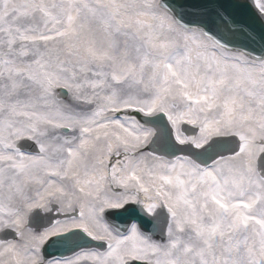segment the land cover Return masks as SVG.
Instances as JSON below:
<instances>
[{"label":"snow or ice","instance_id":"6c2138e0","mask_svg":"<svg viewBox=\"0 0 264 264\" xmlns=\"http://www.w3.org/2000/svg\"><path fill=\"white\" fill-rule=\"evenodd\" d=\"M243 15L264 0H0V264H264Z\"/></svg>","mask_w":264,"mask_h":264},{"label":"water","instance_id":"95a60500","mask_svg":"<svg viewBox=\"0 0 264 264\" xmlns=\"http://www.w3.org/2000/svg\"><path fill=\"white\" fill-rule=\"evenodd\" d=\"M238 20H240L241 22L247 24L250 26V29L252 31H254L257 34V37L259 38V35H264V29H262V26L253 18L247 16V15H243V16H239ZM234 43L237 46H245L247 47V49L249 51L254 50V54L259 55L261 53V51H264L261 49L259 43H253L251 41H249L247 38L241 36L239 38H237ZM120 221V220H119ZM123 222V221H120ZM59 254V253H57Z\"/></svg>","mask_w":264,"mask_h":264},{"label":"bare ground","instance_id":"6f19581e","mask_svg":"<svg viewBox=\"0 0 264 264\" xmlns=\"http://www.w3.org/2000/svg\"><path fill=\"white\" fill-rule=\"evenodd\" d=\"M58 218H61V219H63V217L61 216V217H58ZM9 238H11V237H9Z\"/></svg>","mask_w":264,"mask_h":264}]
</instances>
